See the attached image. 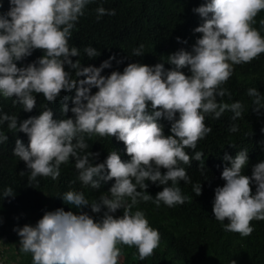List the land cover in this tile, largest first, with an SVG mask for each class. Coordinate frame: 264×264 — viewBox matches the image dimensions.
Masks as SVG:
<instances>
[{
  "label": "clouds",
  "instance_id": "obj_1",
  "mask_svg": "<svg viewBox=\"0 0 264 264\" xmlns=\"http://www.w3.org/2000/svg\"><path fill=\"white\" fill-rule=\"evenodd\" d=\"M91 2L9 0V10L0 13V94L15 98L14 103L31 112L36 107L33 93L55 102L62 90L75 89V96H65L61 107L63 114L68 113L67 101L71 99L75 119H53L48 108L23 121L0 111V125L6 123L9 131L23 132L29 138L27 146L16 139L13 150L30 170L29 183L40 176L56 180L60 166L70 158L75 160L77 179L85 186L99 189L102 181L115 180L108 191L110 196L102 194L99 202L90 204L82 192L71 190L62 197L77 208L90 205L93 213L106 208L100 221L87 213L77 215L60 208L45 212L35 226L13 229L20 237L19 251L31 253L32 264H119L121 244L135 246L141 260L152 256L160 245V233L149 225L142 211L133 214L131 207L153 199L145 194L146 181L164 185L155 196L157 206L163 202L174 207L190 200L175 186L180 181L191 182L180 164L201 161L203 153L195 151L190 157L185 149L195 150L198 141L212 131L205 124L206 114L219 119L228 110L234 113L233 120L242 116L244 105L240 101L228 104L217 102V97L230 95L222 86L231 78L234 65L250 63L264 53V36L253 27L255 17L264 11V0H205L193 9L203 18L194 32L202 35L191 52L180 49L168 56L173 69L166 70L163 63H129L122 73L113 71L104 76L102 71L111 67L115 57L100 67H83L80 60L71 59L80 56L79 49L69 45L72 31ZM96 12L98 20L115 15L114 9L103 7ZM260 23L264 25V20ZM177 40L187 43L179 37ZM36 49L44 55L25 67L17 66ZM84 53L89 58L100 55L92 46L85 47ZM143 54V45L133 49L134 56ZM65 65L75 70L76 79ZM183 68H189L191 74L185 75ZM92 88L98 91L92 94ZM247 95L253 98L254 111L259 113L264 96L256 88H249ZM161 118L171 122V135L164 134L158 122ZM229 131H238V126L233 124ZM84 133L115 137L124 143L130 160L123 161L117 151H111L103 163L93 164L98 153L81 155L88 148ZM7 140L0 131V144ZM224 159L231 166L221 173L225 184L215 189L212 211L216 220H227L225 231L247 237L254 231L253 220L264 221V162L256 164L249 177L243 174L248 163L246 149L234 158L226 154ZM162 168L166 172L162 173ZM169 181L172 186H168ZM193 191L201 195V184L193 185ZM3 195L14 196L13 189H5ZM125 198L131 203L126 205ZM120 208L124 209L123 216L115 217Z\"/></svg>",
  "mask_w": 264,
  "mask_h": 264
},
{
  "label": "trees",
  "instance_id": "obj_2",
  "mask_svg": "<svg viewBox=\"0 0 264 264\" xmlns=\"http://www.w3.org/2000/svg\"><path fill=\"white\" fill-rule=\"evenodd\" d=\"M204 3L205 0H92L72 31L69 45L77 47L80 56L71 59L73 62L80 60L83 67H100L104 61L115 57L111 60V67L102 71L101 75L104 76L113 71L122 73L129 63L148 66L163 63L166 70L173 69L175 66L167 62L168 56L180 49L191 52L196 40L202 35L194 32L203 23V18L193 9ZM0 4V13H6L10 7L9 0H0ZM98 7L114 9L115 15H104L98 20ZM261 20H264V11L255 17L253 24L264 36ZM177 37L187 43L178 42ZM140 45H143L144 54L134 56L133 49ZM88 46L97 49L100 55L89 58L84 53V48ZM43 55L42 50H33L32 55L17 62V66L25 67ZM233 68L231 78L222 86L230 95L217 97V102L231 104L240 101L244 105L242 116L233 120L234 113L228 110L219 119H215L214 114L205 115V124L212 131L198 141L195 150L185 149L190 157L199 151L203 153V158L201 161L192 159L190 165L181 163L191 182L180 181L175 185L190 198L189 201L174 207H168L163 202L157 206L155 196L163 190L164 185L146 181L148 188L145 194L151 195L153 199L140 201L130 211L133 214L136 211L145 214L149 225L160 233V245L152 256L144 260L139 258L135 246L118 245L122 252L119 264H231L233 260L235 264H264V221L253 220L251 226L254 231L242 237L239 233L225 231L227 220L221 223L215 219L212 211L215 189L225 184L221 173L225 167L231 166L224 159L226 154L234 158L239 151L246 149L248 163L243 174L249 177L252 176L253 167L264 162V107L259 113L254 111L253 98L247 95L249 88H256L264 96V53L250 63L234 65ZM65 70L76 79L75 70L68 65H65ZM181 71L185 75L191 74L189 68ZM96 91L98 89H91L92 94ZM33 95L36 97V107L31 112H25L22 105L14 103L15 98H5L0 94V111L16 115L19 121H23L39 116L48 108L53 112V119H75L71 112L74 107L71 99L67 101L68 113L61 112L64 97H74L75 89L71 92L62 90L55 102H47L43 94ZM158 122L163 125L164 134L171 135V122L165 118ZM233 124L238 126V131H229ZM0 131L8 136V140L0 144V264H32V254L19 251L20 237L13 229L26 224L35 226L45 212L60 208L77 215L87 213L100 221L106 208H102L100 213H93L90 205L77 208L66 204L62 197L71 190L82 192L90 204L99 202L102 194L110 196L108 191L115 180L102 181L99 189L85 186L77 179L75 160L70 158L67 164L60 166V176L56 180L40 176L29 183L30 170L24 161L13 154L16 139L22 140L27 146L28 136L23 132L9 131L6 123L0 125ZM82 135L88 148L81 155L86 152L99 154L92 161L93 164L103 163L111 151H117L123 161L130 160L124 143L115 137ZM21 172L24 175H20ZM161 172H166V169L162 168ZM74 180L76 182L72 183ZM198 183L201 184L202 194L196 196L193 185ZM168 186H172L171 181ZM9 187L13 189L14 196L4 197L3 193ZM255 188L253 182V193ZM130 203V199L125 198V204ZM123 212L124 209L120 208L113 215L122 217Z\"/></svg>",
  "mask_w": 264,
  "mask_h": 264
},
{
  "label": "rangeland",
  "instance_id": "obj_3",
  "mask_svg": "<svg viewBox=\"0 0 264 264\" xmlns=\"http://www.w3.org/2000/svg\"><path fill=\"white\" fill-rule=\"evenodd\" d=\"M1 256V255H0Z\"/></svg>",
  "mask_w": 264,
  "mask_h": 264
}]
</instances>
